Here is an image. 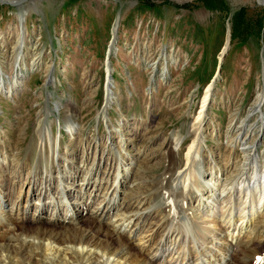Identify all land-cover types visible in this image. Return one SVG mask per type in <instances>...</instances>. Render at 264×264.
I'll use <instances>...</instances> for the list:
<instances>
[{
	"label": "rangeland",
	"instance_id": "374dc122",
	"mask_svg": "<svg viewBox=\"0 0 264 264\" xmlns=\"http://www.w3.org/2000/svg\"><path fill=\"white\" fill-rule=\"evenodd\" d=\"M259 1L31 0L22 4L26 9L20 7L26 13L24 20L20 9L0 2V62L7 77H11L6 90L15 79L17 56L24 48V62L33 71L27 74L24 70L28 75L25 85L13 99L1 93L0 84V153L7 151L16 159L14 163L26 164V178L30 166L50 169L58 157H80L81 148L89 144L108 154L111 142L116 147L127 141L129 153L138 154V160L133 172L135 182L121 201L143 197L147 211L167 216L169 222L174 216L183 219L176 192H172L176 197L171 199L168 179L175 169L185 166L187 147L194 137L190 127L201 110L207 85L213 84L214 89L204 122V163L211 167L216 162L222 166L218 169L229 175L225 167L243 164V142L255 144L264 159V114H251L250 129L241 142L235 130L257 104V96L263 90L264 5ZM120 10L119 46L112 53V61L109 58L116 80L110 79L115 86L114 107L110 114L104 113V108L103 114L108 67L105 54ZM228 22L232 43L219 81L214 83ZM33 58L39 64L36 69ZM47 76L56 84L45 86ZM259 101L264 113V94ZM44 122L48 134L44 132L45 136L39 137L37 130ZM69 124L77 129L73 135ZM175 135L184 140L176 148V161L167 153ZM203 166L198 167L199 173ZM202 175L191 179L206 187L207 179ZM192 196L188 195L189 200ZM21 197L23 204L30 203L25 214L26 226L31 227L36 201L29 199L26 203L25 191ZM192 201L185 206L195 208ZM90 209L84 208V217L90 216ZM106 212L111 214L109 207ZM256 221L264 226V216ZM83 224L87 228L88 221ZM254 246L247 249V244H238L236 264L259 263L258 254L264 258V241L255 242Z\"/></svg>",
	"mask_w": 264,
	"mask_h": 264
},
{
	"label": "bare ground",
	"instance_id": "6f19581e",
	"mask_svg": "<svg viewBox=\"0 0 264 264\" xmlns=\"http://www.w3.org/2000/svg\"><path fill=\"white\" fill-rule=\"evenodd\" d=\"M2 1L10 6L17 2ZM19 13L24 20L26 13L21 9ZM25 57L24 48L18 53L19 66L9 90L5 87L11 77H7L4 64L0 62V70L3 69L0 92L4 96L17 95L15 93L25 85L26 75L33 72L26 66ZM110 59L108 73L114 70ZM32 61L36 69L38 61L34 58ZM112 85V89L115 88ZM262 86L257 104H253L247 118L239 121L235 129L239 142L250 129L251 114L260 112L263 117L259 98L264 94V81ZM206 87L201 110L190 127L194 137L187 147L185 166L172 171L168 179L171 199L176 195L180 197L176 200L184 212L183 219L174 216L169 222L167 216L147 211L143 197L121 201L124 192L135 182L133 172L138 160V154L129 153L127 141L119 142L116 147L111 142L108 154L89 144L81 148L80 157H68V160L63 159L66 155L58 157L57 164L50 169L43 165L30 166L26 178L27 165L14 163L16 159L4 151L0 153V264H236L234 259L240 254L235 250L238 244L245 243L249 249L255 242L264 241V226L256 221L264 216V159L261 160L258 148L253 143L243 142V164L225 167L229 175L218 169L222 166L216 162L212 163V168L206 165L201 156L206 109L214 89L213 84ZM108 94L114 99V93ZM68 127L71 135L77 130L72 124ZM37 132L39 137L45 136L48 125L44 122ZM183 142V138L177 136L169 145L168 156L172 155L175 161L176 148ZM199 166H203L201 173ZM201 174L207 179L204 181L206 187L192 180ZM223 175H226L225 181H222ZM23 191L26 203L29 199L36 201L31 227L26 226L25 211L30 203L21 202ZM209 191L211 193L205 195ZM189 194L194 195L191 200ZM191 201L195 208L187 207ZM86 207H91L87 210L88 218L83 215ZM107 207L111 214L106 212ZM48 214H52L51 219L45 218ZM84 221H88L87 228ZM257 259L258 264H264L261 255L258 254Z\"/></svg>",
	"mask_w": 264,
	"mask_h": 264
},
{
	"label": "water",
	"instance_id": "95a60500",
	"mask_svg": "<svg viewBox=\"0 0 264 264\" xmlns=\"http://www.w3.org/2000/svg\"><path fill=\"white\" fill-rule=\"evenodd\" d=\"M25 1H31V0H19V2L17 1L15 4H11V6H13L14 8H17V10H19L21 8L26 9L25 7H22V4H26L27 3V2L24 3ZM42 1L43 0H40V2H42ZM0 2L3 3L4 1L0 0ZM259 3L264 5L263 2L259 1ZM117 14L118 15L116 17L115 23L112 26V29H113L112 30V36H111V39H110V41L108 43L109 46H108V51H107V54H106L107 64H108V60H109L110 56L112 55L113 51L118 48V44H117L118 43V39H119V29L118 28H119V24H120V20H121V16H122L121 10L118 11ZM227 26H228L229 30H228V35H227V38H226V44H225L224 50H222V52L220 54L221 57L219 56V64H218L217 74L215 75V77L213 79L214 83L216 82V80H219L218 77L221 74V71H222V68H223V65H224V61H225V59L227 57L226 55H227V53H228V51L230 49L231 43H232V41H231V26H230V22L227 23ZM261 55H262V58H263V68H262V70H264V47L262 48V54ZM54 66L55 65H53V67L51 68L50 73L53 72ZM105 71H106V69H105ZM106 75L107 76H106V87H105V90L108 89L109 90V94L108 95H110V94H112L114 92V90L111 87V83L112 82H110V79H113V75L110 72L109 73L106 72ZM49 82H50V78L47 79V84ZM107 86H108V88H107ZM106 94H107V90H106ZM112 101L113 100L110 99V96L106 95L105 101H104V104H103L104 108H106L105 109L106 112H108V109L110 108V105H111Z\"/></svg>",
	"mask_w": 264,
	"mask_h": 264
},
{
	"label": "trees",
	"instance_id": "16d2710c",
	"mask_svg": "<svg viewBox=\"0 0 264 264\" xmlns=\"http://www.w3.org/2000/svg\"><path fill=\"white\" fill-rule=\"evenodd\" d=\"M239 12H236V14H238Z\"/></svg>",
	"mask_w": 264,
	"mask_h": 264
}]
</instances>
